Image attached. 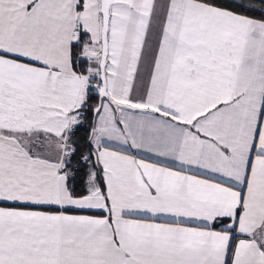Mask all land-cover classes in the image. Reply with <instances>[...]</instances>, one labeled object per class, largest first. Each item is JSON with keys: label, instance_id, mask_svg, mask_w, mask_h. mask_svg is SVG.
<instances>
[{"label": "snow or ice", "instance_id": "6c2138e0", "mask_svg": "<svg viewBox=\"0 0 264 264\" xmlns=\"http://www.w3.org/2000/svg\"><path fill=\"white\" fill-rule=\"evenodd\" d=\"M0 264H264V0H0Z\"/></svg>", "mask_w": 264, "mask_h": 264}]
</instances>
